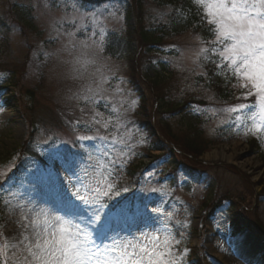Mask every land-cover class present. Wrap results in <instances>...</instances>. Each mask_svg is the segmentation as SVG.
I'll use <instances>...</instances> for the list:
<instances>
[{"label": "rangeland", "instance_id": "374dc122", "mask_svg": "<svg viewBox=\"0 0 264 264\" xmlns=\"http://www.w3.org/2000/svg\"><path fill=\"white\" fill-rule=\"evenodd\" d=\"M101 1L104 3L99 7L89 6L82 9L76 0H0V67H3L1 63H4L7 65L6 70L10 68L9 66H14L20 71V68L26 65L23 76L17 77L15 74L20 82V88L15 95L20 108L16 105L9 107L1 104V101L7 98V93L5 91L0 93V175H4L12 168L13 158L8 155L15 154L27 136L29 120L23 119L21 114L18 115L23 104L31 102L26 88L35 89L37 106L34 107V112L39 115L42 126L41 139L46 143L44 148L38 149L44 156V164L35 162V166L17 180L13 179L12 175L8 178L7 192L4 193L0 207V230L7 235L16 219V215L10 213L4 203L12 199L10 193H27L38 204L45 206L43 202L47 189L41 187L32 191L33 174L38 169L43 171L52 166L50 160L52 153L57 151L66 153L70 148H82L81 145L85 142L77 141L78 135L95 134V128L87 133L78 130L75 122L88 119L92 114V105L86 106L80 99L83 88L87 85L96 88L99 85L100 91L107 99L101 100L95 106L96 110L103 113L105 120L112 117L113 121L107 130L100 128L99 135L110 137L115 135L118 138L130 136L128 140L130 149L123 144L103 145L112 155H119L121 149L126 153V162L116 175V188L120 191V197L128 193L137 182L135 195L125 201L133 211L147 205L150 213L157 207L172 213L168 221V231L173 232L176 239L181 241L175 251L178 254L184 253V264H190L196 255L201 258L203 264H263L259 256L260 250L264 248L262 242L248 229L236 232L230 215L236 209L238 211L243 209L244 207L240 208L243 205L244 210L248 209L253 221L255 219L264 228V193L256 201L257 195L254 193L259 191L261 186L252 184L260 175L264 178V138L258 139L250 134L245 136L232 124L228 129L226 125L229 123V115L226 112L219 111L213 105L193 103L186 105L184 111L175 112L174 115L169 113L167 121L170 127L164 125L165 135L174 132L186 136V125L189 123L195 125L200 121L205 136L222 128L228 130L229 139L209 145L208 150L201 154V160L205 161L204 167L190 165L183 150L176 151L177 154L173 155H167L165 152L162 153L163 156L154 158L161 152L147 151L151 143L147 135L135 124L139 94L143 93L141 97L150 95L143 84L134 89L127 72L128 57L135 55L137 58L138 54L137 42L128 40L127 35L128 28L135 26L136 18L124 7L128 0ZM143 1L146 12L152 18L160 13L166 15L170 12L169 7L162 8L163 6L157 5L155 0ZM190 2L193 4V0ZM150 16L146 18L147 21H151ZM93 17L107 33L103 49L98 47L72 49L69 44L70 38L65 33L74 31L75 28L66 21L71 18L77 21L76 27L79 31L74 37L77 45L81 41L91 44L89 37L92 32L98 33V26ZM189 36L190 34H185L178 37L180 39L178 43L183 48L179 46L177 47L179 49L174 48L176 56L171 57L170 61L166 59L174 68L171 81L168 82L172 84V89L168 90V93H172L170 95H174L175 100L169 97L180 103L181 100L187 99L188 95L186 97L185 95L194 83L203 84L208 80L215 83L219 78L224 79L219 75H208L204 72L201 68L202 63L196 59L201 44L191 42L193 40ZM82 54H86L95 63L77 72L78 66L74 60ZM151 65L145 62L140 70V76L152 78L156 67ZM155 65L160 67L159 63ZM9 76L7 72L0 71V86L9 81ZM198 77L202 79L201 82L197 81ZM234 82L229 81L230 84ZM196 93L198 99L213 100L211 90L203 92L199 87ZM235 104L237 103L231 102L230 105L218 107L222 110ZM113 107L118 111H112ZM151 107L152 105H147L149 111ZM81 109L85 111L82 113ZM117 117L123 125L119 129L115 127ZM153 117L157 118V115L154 114ZM31 118L36 120V117ZM158 121L159 118L154 123L161 131V124ZM253 139H257L259 144L256 152L249 154V143ZM166 141L170 144L169 140ZM173 143L178 144L177 141ZM86 144L87 146L82 148L85 152H95L96 156L103 159V148L95 151L103 144L102 141H90ZM221 146H226L228 154L234 146L240 152L235 160L205 159L207 153ZM178 147L176 148L181 151ZM79 157L81 156L77 154V158ZM139 161L143 164L138 165ZM174 161L181 163L177 176L162 177L175 165ZM133 165L138 167L136 171L132 170ZM231 166H235L236 169L233 170ZM60 177L66 178L67 173L60 170ZM153 188L158 191L153 192ZM222 196L229 200L223 201L220 208L209 214L212 211L211 205ZM16 202L12 200L13 204ZM155 227L162 228V225L141 226L139 231L134 226L122 232L121 236L131 239L133 236H140L141 231L163 236L164 232L156 233Z\"/></svg>", "mask_w": 264, "mask_h": 264}, {"label": "snow or ice", "instance_id": "6c2138e0", "mask_svg": "<svg viewBox=\"0 0 264 264\" xmlns=\"http://www.w3.org/2000/svg\"><path fill=\"white\" fill-rule=\"evenodd\" d=\"M193 6L200 23L212 34V39L200 40L196 59L214 64L215 74L226 82L234 80L231 87L241 90L236 99L244 101L221 111L229 115L228 122L238 132L264 138V0H193ZM93 19L98 33L92 32L91 44L81 41L79 45L74 42L79 31L76 19L66 21L75 28L65 33L72 49H103L107 33ZM74 63L79 72L95 61L82 54ZM80 99L86 106L92 105V114L77 120L76 128L85 133L95 128V134L78 135L76 139L85 142L82 148L86 142L102 141L95 151L103 148V159L95 152H85L79 158L74 153H52V166L33 174L32 191L47 189L45 206L27 193H10L12 199L4 203L16 219L7 235L0 230V264H184V253L175 251L181 241L168 231L172 213L159 207L150 213L147 205L133 211L119 198L116 175L126 162V153L121 149L119 155H112L103 145L123 144L130 149V136L99 135L100 128L107 130L113 123L112 117L105 120L95 107L107 97L99 85H87ZM112 111L118 109L113 107ZM115 127H123L119 117ZM60 170L67 173L66 178L60 177ZM155 225H162L154 231H163V236L142 231L131 239L121 236L134 226L139 231L141 226Z\"/></svg>", "mask_w": 264, "mask_h": 264}, {"label": "trees", "instance_id": "16d2710c", "mask_svg": "<svg viewBox=\"0 0 264 264\" xmlns=\"http://www.w3.org/2000/svg\"><path fill=\"white\" fill-rule=\"evenodd\" d=\"M136 3V7L137 9V19H138V28H137V33L135 34V36H137L138 41L143 44V45H148L149 43H157L158 41H162L164 38H169L171 36H175L176 33H178L177 29H173L172 31H165L164 29H161V35H155L154 33L148 32L145 29H143V21H144V10L142 7V3L139 0L135 1ZM187 5H189V3H187ZM185 5V6H187ZM192 12L190 15H188V17H183V22H184V28H188L191 30H196L200 32V29H203L202 26H197L199 24H196L195 22L196 20V13L194 12V10L192 9V7H190ZM131 32V31H130ZM132 34H134V32H132ZM136 64L133 62V60H130V71L129 74L131 75V77H133L136 81H137V68L138 66H135ZM207 68H209V65L206 66ZM211 69V68H209ZM163 70L167 75H160V74H155L157 77H155L154 79H151L148 81V84L151 86V89L153 90L152 92V97H155L157 99L160 100H164L166 94H167V90H169L168 87V79H170V76L172 75V72L169 70V68H165V66H163ZM212 70V69H211ZM214 88L216 89V95L218 96V98L220 100H228L230 98V90L227 88L226 84L224 83H215L213 84ZM32 93V92H31ZM188 99H192V98H188ZM147 99H141V106H140V110H141V114L143 116H141V119L139 120V124H142L144 127H147L146 129L150 132L149 134H151L152 137L155 138L156 134L155 132H153V127L151 125L150 119H149V114L147 115ZM178 104L177 102H173L167 104L168 107H166L167 111L171 110L174 108V106ZM164 103H159V108L163 107ZM28 108H24V112L27 111ZM165 111V110H163ZM27 113V112H25ZM37 117H39L38 114H33ZM37 121H40V119H36ZM167 126V125H166ZM192 132H193V136L189 137H182L180 135L177 134H173L172 137H174L175 140L179 141V143L182 144V146L189 151V153H191L194 156H199L201 153H203L204 151H206L208 149V143H210L211 141H207L205 138L202 137V132L200 131V128H195L192 127ZM157 139H154V142ZM159 142V140H158ZM253 146H255V142H251V149L253 148ZM155 147L157 148H161V146L159 145H155ZM26 148V147H25ZM25 148L23 150V152L25 151ZM245 217L247 215H244ZM236 222L238 221L237 217H236ZM264 254V253H263ZM197 264H200V262L198 261Z\"/></svg>", "mask_w": 264, "mask_h": 264}, {"label": "bare ground", "instance_id": "6f19581e", "mask_svg": "<svg viewBox=\"0 0 264 264\" xmlns=\"http://www.w3.org/2000/svg\"><path fill=\"white\" fill-rule=\"evenodd\" d=\"M233 150H237L236 146L233 147ZM231 151L230 154L227 153L226 146H221L216 150H213L212 152H209L206 154L205 159L208 160H235L236 155L239 154V150L237 151Z\"/></svg>", "mask_w": 264, "mask_h": 264}]
</instances>
